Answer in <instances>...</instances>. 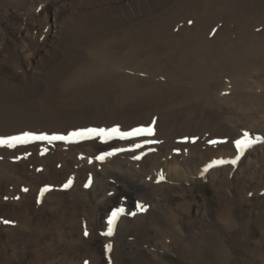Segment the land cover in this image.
<instances>
[{
  "label": "bare ground",
  "instance_id": "obj_1",
  "mask_svg": "<svg viewBox=\"0 0 264 264\" xmlns=\"http://www.w3.org/2000/svg\"><path fill=\"white\" fill-rule=\"evenodd\" d=\"M229 1L232 14L264 11V0ZM176 5L194 31H141L140 22L166 8L175 15ZM204 6L212 8L207 0H0V137L152 128L0 146V264H176L162 249L187 264H264V51L243 36L232 47L198 33L212 18ZM252 41L264 48V32ZM205 53L216 63L200 66ZM60 63L71 67L48 84L43 71ZM94 75L105 85L82 96L80 81ZM61 84L56 99L69 106L42 117L36 104ZM245 132L252 143L238 152ZM200 186L213 208L197 200ZM237 207L252 211L240 219ZM252 229L260 236L239 258L236 243Z\"/></svg>",
  "mask_w": 264,
  "mask_h": 264
},
{
  "label": "rangeland",
  "instance_id": "obj_2",
  "mask_svg": "<svg viewBox=\"0 0 264 264\" xmlns=\"http://www.w3.org/2000/svg\"><path fill=\"white\" fill-rule=\"evenodd\" d=\"M207 1L212 8H207L206 6H204L201 8V11H207V10L213 9L212 10V18L210 19V21L207 24L200 26V28L197 30L198 33L207 34V35L222 36L225 40L228 41V43L232 47H235L237 44L236 38L243 36L245 38H248L249 42L251 43V45L255 49H257L258 51H264V48L261 45L252 41V38L254 37V32H256V31L264 32V11H260L259 14H254L253 11H249L246 13H233L232 14L228 9V7L230 6L229 0H207ZM44 6H45V3H44ZM44 6H43V8H44ZM222 6H224L225 9L222 8ZM174 11H175V15H173L172 11H169L166 8L165 10L161 11L158 15L151 16L148 19L144 20L143 22H140L139 24H140L141 31L143 33H150L151 34L150 37L152 36L153 32H158L162 28L163 25L168 27V29L171 33L194 31L193 25L185 19L184 15L181 13L180 7L177 6ZM161 15H165V17H163ZM193 15H198V14L194 13ZM170 16H172V17H170ZM250 18H253L257 22L250 20ZM11 19L12 18H10V21H9L10 24L16 22V21H11ZM140 38H142V37H140ZM139 56L141 57L140 58V60H141L143 55H139ZM155 62H159V59L156 58ZM212 63H216L215 59L212 57V55L210 53H205L202 56L200 66L211 65ZM142 64L147 68L150 66L149 64H147V60ZM67 66H68L67 64H64V63L61 64L60 63L59 65H57V67H48L49 69L46 68V70H44L43 73L45 72L44 75H46V71H48L47 77H49V79H50L48 84H50L51 82L56 84L54 78L56 77L57 74L59 75L61 72L65 71ZM68 67H71V66H68ZM71 70H75V68L72 67ZM93 73L96 74L95 72H93ZM68 79H69V77L64 76V82L67 81ZM98 81L99 80L97 78V75L90 77L87 81H80V84L77 88L78 92L79 93L82 92L81 93L82 96H86L87 95L86 93L90 92V91H91L90 93H93V91H92L93 88H91V87L95 86ZM100 83L103 86L105 85L104 80H100L98 82V84L100 86H102ZM4 84L6 85V82H4ZM121 86L122 85H120V88L118 87L117 90H119V89L123 90L124 86H122V87ZM56 87H57L56 88L57 90H55V85L52 87V91H53L52 97L48 98L46 100V102H44V104H47L46 108H44V106H43L44 104L43 105H41V104L37 105L36 104V107H37L36 111H38L42 117H46V118L49 117L50 114L48 113V111H50V110L51 111H54V110L60 111L61 110L60 108H67L65 106H69L70 102H67L63 106V104L59 103L57 101L58 99H56V96L58 94L56 91L61 90L63 88V84L57 85ZM85 91H86V93H85ZM53 93L55 96L53 95ZM115 94H117V93H115ZM115 94H113V95L112 94H110V95L106 94V95H104V97H105V99L110 101L111 97H114ZM99 96H101V98H103V95H100V94H95L93 96L89 95V97H96V98H98ZM62 97H64V96H62ZM68 98L71 99L70 101L72 102V97L70 95H68ZM47 101L48 102L50 101L49 103H51V105L49 103H47ZM58 103H59L60 107L58 106L59 108L58 107L56 108ZM40 109L43 110L42 111L43 113L40 112L41 111ZM31 111L33 113L32 115L36 114L35 112H33L32 108H31ZM47 114H48V116H47ZM42 117H39V119L43 120ZM41 126H43V125H41ZM38 127H39V125H38ZM194 194L198 196V198H197L198 201H202V200L206 199L207 202L209 203L210 207L213 208L214 202H213V198H212V192L208 187H203V186L197 187ZM252 201L254 203L256 200L253 198ZM126 202H128V204L131 208L133 207L131 201L127 200ZM238 207L245 208V206H243V205L238 206ZM238 207L236 208V213L240 219L243 218V215L248 216L249 213L252 211L250 209H243L241 211V210H238ZM249 208H251V207H249ZM246 211H247V214H245ZM209 225L214 227L215 232H217V234H220L223 236V234H222V232H224L223 228L218 226L217 222L214 221V219H212L209 222ZM148 229H149L148 232L152 231L151 228H148ZM245 234H246V232H244V231H243V233H241V235H245ZM247 235H248V232H247ZM259 236H260L259 232L256 229H252L250 236H249V241L245 242L244 244L236 243V245L238 246V248H237L238 250L236 252L237 257L247 258L243 254L245 247L255 246L254 240L256 238H258ZM223 244H224V246H223V250H224L225 243L223 242ZM226 252H228V251H226ZM109 253H110V256L112 255V257H113V253L111 251H109ZM160 253L163 254V257H165L166 259H168L172 262H175L176 264H187L186 262L180 261L176 254L173 255L171 252H169L167 250L162 249V250H160ZM250 256H252V255H250ZM31 257H32V255L30 256V258ZM103 259H104V256H103ZM236 262L238 264H242V262L239 259L236 260Z\"/></svg>",
  "mask_w": 264,
  "mask_h": 264
},
{
  "label": "snow or ice",
  "instance_id": "obj_3",
  "mask_svg": "<svg viewBox=\"0 0 264 264\" xmlns=\"http://www.w3.org/2000/svg\"><path fill=\"white\" fill-rule=\"evenodd\" d=\"M109 133V134H119L121 138H125V137H131V136H139V135H143V134H147V135H151L152 134V128L148 127V128H134L132 129L130 132H125V133H121L119 128H112V129H83V130H78L76 132H71L68 134L67 137L65 136H45L43 134L41 135H34L30 132H23L20 135H16V136H9V137H0V146L6 145L8 147H15L17 144H25L28 143L30 140H67L71 137H79V138H84L85 135L87 134H96V135H103L105 133ZM211 143H216L215 141H212ZM235 146L237 148V151L240 152V149L242 147H246V146H250V144L252 143V141L248 140V133L245 132L243 134V137L241 139L236 140L235 142ZM136 147H140V145H136ZM116 151H123V149H117ZM114 153H104L101 156H97L96 159L97 160H103L105 156H110L113 155ZM242 154V153H240ZM134 159H140L139 156H134ZM239 159V155H237L236 159H233L232 161H230V163L235 164L236 161ZM213 164L216 163H224V161H213ZM212 165H208L204 171L208 170V167H211ZM72 181L69 180L67 183H65L63 185L64 188H68L71 185ZM88 185L86 184L85 187H87ZM47 188H44L41 190V195H43V193L45 191H47ZM24 191H27V189H24ZM39 202V201H38ZM137 208L140 209L141 211H143V207L138 203L137 204ZM123 209H116L111 213V216L109 217L107 223H108V229L105 233H103L104 235L107 236H111L112 235V231H113V224L115 219L118 217V215L120 214V212H122ZM4 223H8V221H4ZM85 236L88 235L87 231H85ZM111 245H105V249L110 250Z\"/></svg>",
  "mask_w": 264,
  "mask_h": 264
}]
</instances>
